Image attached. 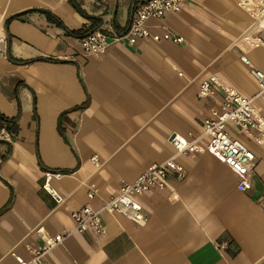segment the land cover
<instances>
[{"label":"crops","instance_id":"1","mask_svg":"<svg viewBox=\"0 0 264 264\" xmlns=\"http://www.w3.org/2000/svg\"><path fill=\"white\" fill-rule=\"evenodd\" d=\"M142 1L0 0V126L11 135L0 140V264H31L43 245L38 228L64 237L47 264H264V149L227 125L255 153L251 188L240 192V177L205 142L193 156L169 142L172 133L200 134L214 101L198 88L211 75L252 99L264 120V95L241 61L264 72V48L242 41L256 26L239 0H183L179 13L149 23L181 43L114 40ZM94 31L109 44L86 56L81 40ZM85 102L62 118L60 134L62 113ZM172 157L185 177L137 196L143 223L104 211L103 235L75 231L72 212L99 210L121 183ZM44 173L61 204L43 190Z\"/></svg>","mask_w":264,"mask_h":264},{"label":"built area","instance_id":"2","mask_svg":"<svg viewBox=\"0 0 264 264\" xmlns=\"http://www.w3.org/2000/svg\"><path fill=\"white\" fill-rule=\"evenodd\" d=\"M182 3L183 0H143L131 16L127 32L122 36H116L114 40L130 46L134 45L137 40L143 39H149L153 42L181 43V37L169 33L152 34L149 23L162 19L167 13H179ZM237 7L244 11L256 26V32L244 34L242 41L250 48H264V0H239ZM108 44L107 34L100 31L91 32L81 40V47L86 56L97 57L104 54ZM241 61L251 68L250 73L258 83L259 91L256 96L264 95V72L255 69L245 56L241 58ZM197 96L200 99H213L214 101V106L200 121V134L183 136L172 133L169 137L170 144L176 155L193 156L200 153V144L205 142L206 151L240 177L237 190L240 192L248 191L251 188V181L248 178L249 168L254 163L255 153L246 144L232 137L226 127L228 124L233 125L249 141L264 149V120L256 114L252 99L242 96L215 75L201 81ZM0 140H11V135L5 126H0ZM91 161L95 166H98L97 157H92ZM170 175H174L177 180H182L185 177V171L176 163L175 157L164 163L151 165L131 183H121L117 195L103 201L99 210H94L89 205H85L72 212L71 218L74 222L75 231L83 233L89 230L95 235H103L105 231L101 221V213L104 211L120 213L136 224L143 223L142 206L137 200V196L151 190H164ZM58 176V174L55 175V177ZM44 177L43 190L50 195L56 204H61L62 197L48 184L51 175L44 173ZM94 197V191L87 193L88 199ZM36 232L42 236L43 245L33 251L31 264H47L44 256L60 244L64 237L62 235L44 237L42 228H38ZM17 261L20 264H28L19 258Z\"/></svg>","mask_w":264,"mask_h":264},{"label":"trees","instance_id":"3","mask_svg":"<svg viewBox=\"0 0 264 264\" xmlns=\"http://www.w3.org/2000/svg\"><path fill=\"white\" fill-rule=\"evenodd\" d=\"M78 12H79V9H78ZM80 14H81L82 16H84L85 18H87V19H91V20H92V18L87 17V16H86L84 13H82L81 11H80ZM86 105H87V102H85L83 105H81V106H79V107H75V108H73V109L70 110V111H67V112L62 113V115L60 116L59 121H58V130H59L60 134L63 135V132H64L63 129L61 128V121H62V118H63L66 114H68L69 112H73V111H81V110H83V109L85 108Z\"/></svg>","mask_w":264,"mask_h":264}]
</instances>
